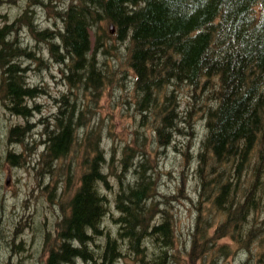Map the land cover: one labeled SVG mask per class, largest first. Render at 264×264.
Segmentation results:
<instances>
[{
	"label": "trees",
	"instance_id": "trees-1",
	"mask_svg": "<svg viewBox=\"0 0 264 264\" xmlns=\"http://www.w3.org/2000/svg\"><path fill=\"white\" fill-rule=\"evenodd\" d=\"M45 2L60 25L38 29L29 21L28 3L26 26L73 80L43 128L40 174L49 179L68 160L64 182L51 178L52 194L57 187L61 191L62 216L43 264H121L126 256L140 264H181L177 220L156 208L164 201L151 157L141 152L134 161L131 148L124 146L121 169L128 175L117 174V185L107 182L113 156L101 145L96 101L112 73L104 56L115 43L123 44L131 72L136 101L129 106L142 125L145 119L151 123L153 146H168L184 133L182 127L202 121L190 167L197 218L189 259L226 257L240 249L245 257L240 264H264V0ZM12 27L0 26L2 95L11 100V113L25 116L30 108L24 99L37 89L22 78L18 64L34 55L12 37ZM23 132L10 129L13 143L22 140ZM15 157L8 154L10 161ZM75 167L80 169L77 181ZM103 186L114 187L112 204ZM67 189L72 194L62 202ZM111 207L118 213L113 228L106 224ZM223 238L230 243L217 245Z\"/></svg>",
	"mask_w": 264,
	"mask_h": 264
},
{
	"label": "rangeland",
	"instance_id": "rangeland-1",
	"mask_svg": "<svg viewBox=\"0 0 264 264\" xmlns=\"http://www.w3.org/2000/svg\"><path fill=\"white\" fill-rule=\"evenodd\" d=\"M65 1L59 0V5ZM27 4L30 5L29 21L38 29H55L60 25L53 13H48L44 8L45 0H41V3L39 0H0V26L12 25V37L34 55V59L20 58L18 66L23 70L22 78L26 83L37 89L33 98L25 99L30 107L29 113L25 116L3 110L4 98L0 89V264L44 263L49 244L53 239L51 234L62 216L57 204V197L61 191L57 187L52 194L51 178L54 180L61 178L64 182L68 163L66 159L64 164H60L59 170L52 175L53 177L48 176L49 179L45 172L40 174L39 158L45 139L43 128L47 126L51 115L55 112L60 94L67 90L68 83L73 77L67 79L65 67L53 61L45 42L36 40L30 34L25 23L27 17L23 15ZM108 25L105 24V27L107 28ZM110 33L114 35L113 27L110 28ZM123 47L121 43L107 47L108 54L104 57L112 73L109 74L107 85L96 101V118L103 138L101 145L113 156V159L109 160L108 184L117 185V174L125 173L121 169L124 146L129 145L128 148H131L129 155L134 161H137L141 152H144V155L151 157L149 163L151 166L154 165L152 167L158 173L157 191L164 203L160 206L157 204L156 208L170 211L177 220L175 235L176 245L181 250V264H240L245 258L240 249L226 257L208 254L204 260L189 259L186 251L189 249L191 228L197 218L193 206V203H196L197 185L190 167L193 153L198 149L203 133V124L202 121H197L191 127L185 125L182 127L184 133L177 137L173 136L168 146L161 147L159 143L153 146L149 140L151 123L145 119L142 125L141 116L129 106L136 100L130 85L131 72L123 55ZM2 78L0 67V87ZM40 121L41 123H38ZM12 127L24 130L21 141L13 143V137L9 136ZM153 147L155 148L151 149ZM9 152L18 154L16 160L8 159ZM76 158L79 159V154ZM74 175L73 179L77 181L80 175L79 168L75 167ZM127 175L128 173H125L126 177ZM102 188L112 204L114 187ZM70 189H67L62 196V202L68 200L69 195L72 194L73 189ZM198 206L200 212H204L205 207L201 204ZM110 212L106 224L113 228V218L118 213L113 207ZM156 212L159 213L156 215L158 217L161 213ZM222 243L229 244L230 240L223 238L217 242V245ZM121 264L140 263L126 256Z\"/></svg>",
	"mask_w": 264,
	"mask_h": 264
},
{
	"label": "flooded vegetation",
	"instance_id": "flooded-vegetation-1",
	"mask_svg": "<svg viewBox=\"0 0 264 264\" xmlns=\"http://www.w3.org/2000/svg\"><path fill=\"white\" fill-rule=\"evenodd\" d=\"M2 73H3V75H5V74H4V73H5L4 71H2ZM1 87H2V88H1ZM1 87H0V89H1V91L3 92L4 87H3L2 84H1ZM2 94H3V93H2ZM2 97L4 98V101L2 102V106H3L2 108H3V110H4V111L7 110V111L10 112V110L8 109V106H7V105H8L9 103H12L11 100H10L8 97L5 98L4 95H3ZM24 102H25V99H24ZM34 107H36V106H34ZM29 134H30V132H29ZM9 153H11V152H9ZM9 153H8V154H9ZM11 154H13V153H11Z\"/></svg>",
	"mask_w": 264,
	"mask_h": 264
},
{
	"label": "bare ground",
	"instance_id": "bare-ground-1",
	"mask_svg": "<svg viewBox=\"0 0 264 264\" xmlns=\"http://www.w3.org/2000/svg\"><path fill=\"white\" fill-rule=\"evenodd\" d=\"M30 87H31V85L30 84H28ZM29 98H33V97H29ZM25 99H28V97H26ZM29 107V106H28ZM30 108V107H29Z\"/></svg>",
	"mask_w": 264,
	"mask_h": 264
}]
</instances>
